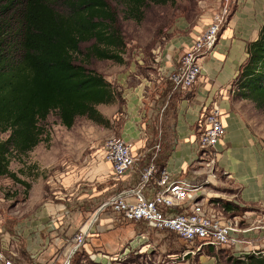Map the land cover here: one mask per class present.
<instances>
[{
	"label": "crops",
	"instance_id": "obj_1",
	"mask_svg": "<svg viewBox=\"0 0 264 264\" xmlns=\"http://www.w3.org/2000/svg\"><path fill=\"white\" fill-rule=\"evenodd\" d=\"M219 1L216 0V6ZM235 2L237 13L225 27L213 54L204 60L203 74L193 90L174 91L168 76L178 67L184 53L209 26L215 9L212 14L205 10L198 15V22L194 25L182 19L177 24L181 33L171 37V41L161 48L165 50L156 48L151 53H145L144 57H139L138 62L135 61L133 66L119 73L117 83L107 79L113 87L122 91L123 105L119 107L117 100L113 105H101L98 109L106 118H113L111 111L114 117L117 114L119 118L123 117L120 119L122 123L117 137L132 146L137 161L133 170L120 181L114 180L111 165L107 163L108 176L100 177L102 179L99 181L113 182L108 183L110 185L104 191L95 192L92 198L87 194L82 199L84 202L97 199L95 202L99 203L108 194H111L108 200L117 194H123L133 200L131 191L141 180L155 141L164 140L172 148L170 157L165 161V169L171 178L184 185L202 187L199 192L204 195L197 201L205 199L204 210L208 216L219 219L223 225L231 224L236 228L237 233H233L232 237L239 243L220 246L217 249L218 256L210 255L206 250L204 254L190 255L183 259L182 251L186 244L176 234L154 230L146 223H129L121 216L106 211L100 215L84 250L77 254L73 264H80L81 258L85 259L81 262L88 261L89 264H121L119 261L111 262L102 255L96 256V261H93V256L102 252L115 257V254H119L130 243L132 249L129 252L143 251L145 260L154 256L156 260L151 259L149 264H224L222 257L228 254L231 256L228 264H233L234 260L246 262L248 256L264 251V118L259 121V118L247 117V105L244 106V103L250 101L237 97L233 86L241 66L249 57V43L258 39L264 22L260 18L261 6L252 4L251 0ZM183 32L185 33L182 34ZM103 107L108 109L104 110ZM213 109L220 110L226 133L217 147L204 153V158H211L206 159L205 164L198 149L200 121ZM155 191L156 183L153 182L146 190L147 197L152 198ZM103 201L93 213L87 210L86 218L79 213L72 214L74 219L69 224V233L65 231V234L62 230L60 232V226L68 215L66 207L47 203L40 215L46 227L39 232V236L48 241L43 245L22 247L18 262L22 264L27 261V257L33 260L37 258H32L33 254L39 253L41 255L35 262L48 260L53 256L52 264H62L63 246L90 221L106 202ZM190 208L188 202L182 208L165 211L170 216L179 212L186 213ZM48 218H58V222L54 226ZM14 224L17 227L19 223ZM20 226L23 233L22 227L25 226ZM123 226L129 227L126 229L131 233V238L120 243L113 252H108L106 245L111 239L106 237L116 230L126 232ZM6 227L8 226H2L0 240L8 241V231L12 230H6ZM58 235L64 237L57 239ZM23 237L25 236L22 235Z\"/></svg>",
	"mask_w": 264,
	"mask_h": 264
},
{
	"label": "trees",
	"instance_id": "obj_2",
	"mask_svg": "<svg viewBox=\"0 0 264 264\" xmlns=\"http://www.w3.org/2000/svg\"><path fill=\"white\" fill-rule=\"evenodd\" d=\"M112 2L123 8L125 20L138 24L150 5L176 4L175 0H0V133L8 134L0 141V178L17 179L10 171V157L27 156L44 141L42 124L53 113L67 129L80 117L111 127L98 107L113 105L119 97L105 76L88 66L93 60L125 63L127 46ZM84 44L90 46L83 50ZM248 55L233 83L235 94L264 113V26L258 39L249 43ZM153 147L147 167L154 162L165 170L172 148L164 140L155 141ZM159 179L160 173L151 184L157 185ZM217 249L206 250L218 256ZM232 262L264 264V254Z\"/></svg>",
	"mask_w": 264,
	"mask_h": 264
},
{
	"label": "rangeland",
	"instance_id": "obj_3",
	"mask_svg": "<svg viewBox=\"0 0 264 264\" xmlns=\"http://www.w3.org/2000/svg\"><path fill=\"white\" fill-rule=\"evenodd\" d=\"M175 1V5L163 7L150 5L145 11V19L141 24L125 20L123 8L117 3L112 2V7L118 14V28L127 46L123 55L125 63L121 65L113 61L93 60L88 67L102 74L106 79L117 83L116 77L119 73L133 66L135 61L138 62L140 60H137L139 57H144L145 53H151L156 48H160L161 51L165 50V48H161L171 41V37L181 33L178 31L179 28L177 29V24L182 19L194 25L195 22H198L196 20L198 15L203 14L205 10H207V13L212 14V10L215 9L211 15L212 19L209 24L211 25L214 16L220 12L219 5L216 6L215 4L216 0ZM251 3L262 7L260 18L263 23L264 0H251ZM236 13L237 3L233 2L228 18L229 22L234 18ZM89 46V44H84L82 49L86 50ZM114 89L119 97V107H121L123 105L122 91L120 92L117 87H114ZM246 105L247 117L259 118L257 120L262 121L260 118H264V113L251 102L244 103V106ZM103 109L107 110L108 108L103 107ZM112 112L111 116L113 118H107L113 122L111 127H105L88 118L80 117L72 129L64 127L58 114L53 113L48 121L42 124L45 130L44 141L27 156L12 154L10 157V171L19 181L13 177L0 178V212L4 218V225L8 226L5 228L6 230L7 228H11L12 230L15 227L14 223H19L15 227L18 230L21 227L20 225L25 226L22 227L24 228L22 235L25 237L22 238V244L20 243L19 245V256L21 248L26 245L28 248L30 245L34 247L37 244L43 245L47 243L48 240L39 236V232L46 227L43 221H41L40 215L45 210L44 206L47 203L66 207L68 215L60 226V232L62 230L65 234V231L69 233V224H72L71 222L74 219V215L72 214L79 213L86 218L88 217L87 210L93 213L101 201H107L108 197H110L111 194H108V197H105L99 203L95 202L97 199L90 202H84L82 199L87 194L92 198L95 192L104 191L109 187L110 184L108 183L113 182L99 181L102 179L100 177L108 176L106 173L108 162L104 155L106 142L111 137L120 135L119 130L122 123L120 119L123 117L119 118V114L114 117ZM7 138L8 134L0 133V141ZM156 141L159 144L163 143L162 140ZM202 152H199L200 158H203L204 161L211 159L210 157L204 158L205 152ZM124 228L129 227L125 226ZM61 236L63 235H58L57 239H60L59 237ZM106 238L111 239V241L108 240L106 249L108 252H113L120 243L123 244L131 238V233L127 229L123 233L120 230H116L111 232ZM126 250L124 247L119 251V256H121L119 263L121 264H149L151 259L153 261L156 260L154 256H149L148 260L143 259V251L129 252V250ZM261 254H264V251L260 252L259 255ZM228 255L222 257L224 264H228L230 261L231 256ZM19 256L15 259L16 264H19ZM52 257H49L48 260H37L38 262H35L36 259L31 260L29 258L25 264H52ZM84 260L83 258L79 259L80 264H89L88 261L81 262Z\"/></svg>",
	"mask_w": 264,
	"mask_h": 264
},
{
	"label": "built area",
	"instance_id": "obj_4",
	"mask_svg": "<svg viewBox=\"0 0 264 264\" xmlns=\"http://www.w3.org/2000/svg\"><path fill=\"white\" fill-rule=\"evenodd\" d=\"M233 2L235 0L219 1L220 12L214 16L212 24L184 53L178 67L169 74L168 81L174 91H189L199 82L203 74V62L216 49L222 32L229 22ZM200 124L198 149L199 152L204 153L220 144L225 136L226 128L221 120L219 109L208 111L205 117H202ZM104 155L111 165L116 180H122L127 176L137 161L132 146L119 137H111L106 142ZM158 173H160V179L157 182L156 191L152 198H148L146 190ZM201 189L200 186L184 185L174 181L166 169L160 171L158 166L152 162L143 172L139 184L131 191L133 200H129L123 194L111 197L80 229L79 233L66 242L61 253L62 264H73L76 255L84 250L87 239L96 227L100 215L106 211L121 216L129 223H146L154 230L176 234L186 244L182 251L183 259L190 255L204 254L208 247L237 245L239 241L232 237L233 233H237V229L231 224L223 225L219 219L208 216L204 210V199L197 201L200 196L204 195L203 192H199ZM188 202L191 208L186 213L179 212L170 216L166 214L165 210L182 208ZM48 219L54 226L58 222V218ZM3 225L4 218L0 212V232L3 230ZM8 233H10L8 241L0 240V264H16L15 259L19 256L17 247L19 250L22 239L21 229L14 228ZM195 244L196 247H194ZM126 249L129 251L132 249L131 243ZM100 253L93 256V261H96L95 257L98 255L107 257L111 262L121 261L119 254L113 257V255ZM259 254L254 253L256 256ZM30 255L32 256L31 253ZM40 255L39 253L33 254L32 258L37 257L33 259H38Z\"/></svg>",
	"mask_w": 264,
	"mask_h": 264
},
{
	"label": "bare ground",
	"instance_id": "obj_5",
	"mask_svg": "<svg viewBox=\"0 0 264 264\" xmlns=\"http://www.w3.org/2000/svg\"><path fill=\"white\" fill-rule=\"evenodd\" d=\"M79 253H80V252H79ZM79 253H78V254H79ZM76 256H77V255H76Z\"/></svg>",
	"mask_w": 264,
	"mask_h": 264
}]
</instances>
